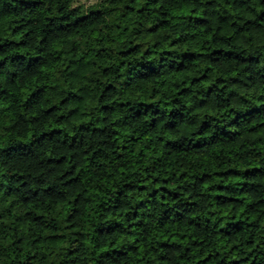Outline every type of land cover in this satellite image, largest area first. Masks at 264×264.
Segmentation results:
<instances>
[{
    "label": "trees",
    "instance_id": "1",
    "mask_svg": "<svg viewBox=\"0 0 264 264\" xmlns=\"http://www.w3.org/2000/svg\"><path fill=\"white\" fill-rule=\"evenodd\" d=\"M0 264H264V0H0Z\"/></svg>",
    "mask_w": 264,
    "mask_h": 264
},
{
    "label": "rangeland",
    "instance_id": "2",
    "mask_svg": "<svg viewBox=\"0 0 264 264\" xmlns=\"http://www.w3.org/2000/svg\"><path fill=\"white\" fill-rule=\"evenodd\" d=\"M92 1L88 2V4H90Z\"/></svg>",
    "mask_w": 264,
    "mask_h": 264
}]
</instances>
